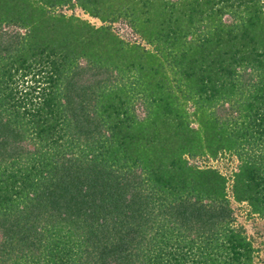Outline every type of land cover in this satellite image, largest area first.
Returning <instances> with one entry per match:
<instances>
[{
  "label": "trees",
  "instance_id": "1",
  "mask_svg": "<svg viewBox=\"0 0 264 264\" xmlns=\"http://www.w3.org/2000/svg\"><path fill=\"white\" fill-rule=\"evenodd\" d=\"M228 194L264 220V0H0V264H257Z\"/></svg>",
  "mask_w": 264,
  "mask_h": 264
},
{
  "label": "rangeland",
  "instance_id": "2",
  "mask_svg": "<svg viewBox=\"0 0 264 264\" xmlns=\"http://www.w3.org/2000/svg\"><path fill=\"white\" fill-rule=\"evenodd\" d=\"M57 11L64 12L66 14H75L82 18H87L95 25L101 24V22L88 14L84 13L78 7H61L56 9ZM112 28L118 32L122 37L127 40H137V35L132 32L128 25L124 21H117L111 24ZM199 163L217 168L227 177L230 176L237 166L238 159L234 154L224 153L219 155L218 158L199 159ZM230 201V208L232 210L233 225L241 226L244 230L247 238L252 242V246L255 249L253 260L257 264H264V220L258 215H251L248 213V207L246 203H238L233 200L230 194H228Z\"/></svg>",
  "mask_w": 264,
  "mask_h": 264
}]
</instances>
